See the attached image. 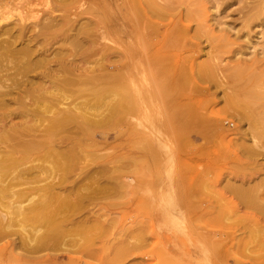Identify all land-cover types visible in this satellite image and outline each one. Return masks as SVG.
Here are the masks:
<instances>
[{
	"label": "rangeland",
	"instance_id": "rangeland-1",
	"mask_svg": "<svg viewBox=\"0 0 264 264\" xmlns=\"http://www.w3.org/2000/svg\"><path fill=\"white\" fill-rule=\"evenodd\" d=\"M180 1H172V8L164 10V21L176 22L169 27L168 37H164L166 27L160 25L161 35L143 42L142 30L157 24L142 21L132 37L112 33V39L92 47L96 53L78 52L82 37L70 36L69 31L68 37L49 38L47 50L36 55L48 60V67H57V61L64 59L78 67L73 73L93 69L96 73L104 63L99 52L103 45L144 43L148 47L163 38L169 40L167 49L157 54L159 65L141 68L139 61L147 63L152 58L146 54L133 57L131 64L136 67L123 68L131 73L120 78L116 97L128 95L125 107L131 113L126 117L99 107L100 101L79 83L59 91L67 97L59 107L72 110L74 104L83 106L92 98L98 111L108 112L110 118L100 116L109 121H102L97 113L92 119L101 121L94 124L79 121L46 133L53 114L31 103H13L11 118H0V130H6L0 132V264H264V71L256 83L246 73H236L251 70L256 66L253 60L260 58L257 69H264V12L252 22L254 32L242 39L239 52L236 45L218 43L219 35L223 29L231 30V25L242 27L239 12L255 0ZM62 2L67 9L81 3ZM116 3L88 0L80 8L91 6L97 15L99 9L110 12L122 5L124 12L128 10V3ZM216 3H220L219 10L229 7V15L223 12L221 25L212 16L207 18L205 29L212 30L210 36L185 20L187 9L201 4L210 8V15L220 13ZM43 5H22L21 12L15 7L0 8V18L7 13L13 18L0 22L5 25L0 27V36L30 8L47 10ZM138 9L131 11L134 18ZM91 15L83 14L72 24L74 29L90 25ZM86 45L91 49V44ZM0 58L2 68L6 62ZM115 61L123 65L129 59L117 57ZM199 65L207 71L201 72ZM109 72L117 71L111 66ZM22 109L33 110L35 115L31 111L29 117H22L18 113ZM53 141L61 143L65 164L52 173L51 169L31 173L32 166L54 165V158L45 161L43 157L53 148L46 143ZM53 183L57 195L50 199ZM42 203L44 207L37 210Z\"/></svg>",
	"mask_w": 264,
	"mask_h": 264
},
{
	"label": "bare ground",
	"instance_id": "bare-ground-1",
	"mask_svg": "<svg viewBox=\"0 0 264 264\" xmlns=\"http://www.w3.org/2000/svg\"><path fill=\"white\" fill-rule=\"evenodd\" d=\"M53 1H55V0H0V8H3V9L11 8V7H15L14 9L19 8L17 12L20 11V6H22V5H29L30 6L31 4L32 5L33 4L38 5L40 3H43L44 4L43 6H45V4L48 6L47 10H45L44 7L42 10L37 9V11L36 10L34 11L33 9L31 10V8H30L31 11L29 10V12L27 14L24 13V15H20L19 19H17L18 22L13 27H11L10 29H8V30L6 29V31H3V33L0 36V57H2L3 62L4 61L6 62V64L2 68L0 67V118L1 119L2 118H9V119L11 118V114L13 113L11 110L13 103H17L19 105H24V106L29 105L28 103H31L34 106H36L38 109L39 108L41 109L43 107L42 108L43 112H46V111L50 112L49 110H51L53 115H52V119H51L48 127H46V129H47V130H45L46 133H50V132L53 133L54 130L60 129V127H64V126L72 124L74 122L77 123L79 121L80 122L81 121L82 122L93 121V124H94V122H99L101 120L104 122L109 121V120H107L108 119L107 118L108 112L107 113L105 112L106 113L105 114L104 111H100V110L98 111V106L94 107L91 104L92 98L85 101L83 106L77 105L80 103H77L76 105L74 104L73 107H75V106L76 107L73 108L72 110L65 109V108H64L65 109L64 110L63 108L59 107L60 103L62 101H64L65 99H67V97L64 95L65 93L64 94L63 93L58 94L59 91L62 88H64L65 86H75L76 84H79V83H82L84 85L83 86L84 88L83 87H81V88L86 90L88 95H90V96L93 95L94 98H97L98 101H100L99 107L105 106L106 108H108L107 110L109 111V114H112L114 116L120 114V115H122L121 117H126L128 114L131 113V111L126 109V107H125L127 104V101L129 102V97H128V95L123 94V93L119 94L118 95L119 97H116V92H118L117 91L118 84H119L118 82L122 80L120 78L124 77L127 73L128 74L131 73L129 71H126L127 70L126 65L129 67V70H130L132 65H134L133 63L131 64L133 57L137 56V55H144L145 56L146 54L152 55V58L149 59V61L147 63H145L146 61H139L137 64L140 63L141 68H144V66L146 67V66L159 65L160 61H159V56L157 54H159V53L161 54V52H163L167 49L166 45L169 44V40L166 39V41H165L163 38L162 41H160V43L153 44L151 42L152 45H150L148 47L147 46L145 47L144 43H143L144 45L141 44L142 46L138 45V46H134V47H131V46L128 47V45H127V47L126 46L124 47L123 44H121L120 47H118V46L109 47V45H108V47H106L105 45H103V47H100L101 49L99 50L100 59H101V61L104 62L100 66L101 71L94 73L95 70L93 69V70L89 71L88 73L83 74V73H79L76 70L77 72H75V73L78 77L75 75V73H73L75 71V68L78 69V67L73 66L72 63H69V61L67 62L64 59H60V61L56 60L57 61V67H56V65H55V67H52V66L48 67V64H50L48 60H46V59L44 60L41 58H35V57L37 54H43L47 50L45 44L49 38L57 39L58 37H61V36L62 37H68L70 34L69 31L70 32L72 31L70 36H72V35H75V37L78 36V39H79L80 35L82 37V41H81L82 43H81L79 49H77L78 52L82 51V50H89V51L93 52L94 49L92 47H95L97 44L104 43L103 42L104 40H109L110 38L112 39V37L110 36L112 33H117L118 35H120V37L130 38L133 36L134 32L138 31V26H140V23L142 21L143 22H145V21L150 22L151 25L157 24L156 27H151V29H148V28L145 29L144 28V30H142L141 34H142L143 42H146L148 40L152 41V40H154V38L158 37V35L160 34V32H159L160 31V25H163V27H166L167 32L164 34V37H168V35L170 34V32L168 34L169 27H171L172 22H175V21L174 20L172 21V19H170L169 22H165L164 21V10H166L168 8H172V4H174V3H172V1L174 2L175 0H99L103 5L105 3L115 4L118 1H122L123 4H124V2L126 4L128 3L127 4L128 10L124 12L125 8L122 5V6L114 7L113 10L110 12L107 10H104V9L103 10L99 9V11H97V12H99L98 15H97V13L95 14L96 9L94 10L91 6L90 7L87 6L88 8H85V9L80 8V6L81 7L84 6V4L88 0H79V2H81L80 4L78 3V0H77L76 3H78L79 6H75V8H74L72 5L71 7L74 8V9L72 8L73 10L67 9L64 6V3L62 2V0H57V3L54 5H53ZM180 2H182V0ZM73 3H74V1H73ZM252 3H253V6H246V7L242 8L239 12L242 15L239 16L237 19L241 21L240 24L242 25V27H239L237 25H231L230 28L234 32H232L231 30H228V29H223V31L225 33H223V31H222L221 35H224V36L219 35L221 37V40L220 41L216 40V41H218V43L222 41L225 47H228L230 45H236L237 51L239 50V52H241L240 50L244 46V43H243L244 41L242 39L249 37L251 35V33L254 32L253 29H255V28L252 26L253 25L252 22L254 21V19L256 17L261 15L262 12H264V0H255ZM175 4H176V2H175ZM223 4H224V2H223ZM219 5H220V3H216L214 5V7H216L217 11L220 13H218V14L214 13L212 15H210L208 12V10L210 8L208 9V7H206L202 4L199 6L197 5L198 7L187 9L188 11L189 10L190 11L188 13L184 14L185 20H187L189 23H196L197 28L200 29L199 30L200 32L204 31L205 35L206 34L209 35L210 33H212L211 32L212 30L210 31V30H208V28H207V30L205 29V27H207L209 24V23H207V21H208L207 18L209 16H212V19H213L212 21H215L216 24L221 25L224 23L223 22L224 15H222V14H224L223 12H225L226 15H229V13H227V8H229V7H227L226 10L223 11L222 9L221 10L218 9ZM29 6H27V7H29ZM106 6H108V5H106ZM109 6H111V5H109ZM134 6L139 7V9H140V11L138 13L139 15L136 18H134L132 16L135 13L131 15L132 9L135 8ZM221 6H222V3H221ZM221 6H220V8H221ZM173 8L176 9L177 7L176 8L173 7ZM187 10H186V12H187ZM61 11H65L68 13H65L64 15H62V14L60 15L59 13ZM23 12H25V11L23 10ZM126 12H128V14ZM172 12H173V10H172ZM174 12L176 13V11H174ZM85 13H89V14L93 13L94 14V15H91L92 17L90 16L91 18H89L90 20L88 22L90 23V25L82 26L83 25L82 24L80 27H76L74 29L73 26L76 24V22H79L80 19L83 18L82 15ZM20 14H22V13H20ZM170 14H172V13H170ZM9 15H10V13H9ZM168 15H169V13H168ZM106 16H107V19H105ZM9 17L10 16H8V13H7L6 18H4V19L0 18V22L1 23H2V21L7 22V19ZM10 18H12V17H10ZM183 18H184L183 15H180V19L184 20ZM259 18H261V17H259ZM104 20H106V21H104ZM256 20H258V19L256 18ZM102 21L104 23H102ZM73 23H75V24L72 25ZM158 23H159V25H158ZM233 23H236V22L233 21ZM92 24H93V26H95L94 28L91 27ZM2 26H5V25H3V24L0 25V27H2ZM6 26H9V25H6ZM64 27L65 28L68 27L67 29H69V30H67V29L64 30L65 29ZM140 28H141V26H140ZM197 28H196V30H197ZM203 29H205V30H203ZM263 31L264 30H262V33H264ZM198 34H200V33H198ZM70 38L71 37H69V39ZM139 38H141V37H139ZM75 39H77V38H75ZM75 39L72 40V42L76 41ZM214 39H216V38H214ZM119 40H120V38H119ZM123 40H124V38H123ZM157 40L159 41V39H157ZM110 41L113 42L112 40H110ZM65 42H66V40H65ZM77 42L75 43L76 45H77ZM20 44H23L25 46L22 47L21 49H18L17 46ZM86 44H88V45L91 44L92 45V46H90L91 49L88 48L89 46H87ZM78 46H79V44H78ZM224 46H222V47H224ZM76 48H78V47L76 46ZM168 51H170V49ZM88 54H89V52H88ZM41 56H43V55H41ZM83 56L84 55H82L81 60L86 61V60H84ZM90 56H91V54H90ZM117 57H120L121 59L122 58H128L129 61H127L123 65L122 64L118 65V64H116V61H115V59ZM164 57L167 58L166 56H164ZM45 58H47V57H45ZM161 58H163V57H161ZM168 58H169V56H168ZM260 59H254V60L252 59V60H253L254 64H256V66H257L258 65L257 63L261 64ZM161 60L163 61L165 59H161ZM56 61L54 62L55 64H56ZM170 61H172V59ZM166 62H168V60H166ZM168 63L170 64V62H168ZM161 64L164 65V63H161ZM165 64H167V63H165ZM68 65L71 66V68L68 67ZM111 66H114V70L117 71L116 73H113L114 71L112 73L109 72ZM134 66L136 67V65H134ZM164 66H166V65H164ZM256 66L254 67V65H253V68L251 70H245L243 72L238 70L236 73L239 75L240 74L245 75V73H246L248 75V77L250 79H252V82L254 83L258 79H260L259 77H261L260 75L264 71V69H261V70L257 69L259 67L258 66L256 67ZM123 68L124 69L126 68L125 72L123 71ZM161 69H163V68H161ZM199 69H201V72H202V70L207 71V68L205 65H199ZM72 70H74V71L72 72ZM164 70H166V68H164ZM169 70L171 71V69H169ZM235 74L233 73L232 78L234 77ZM74 76H76V77H74ZM237 77L239 78V76H237ZM242 79H244V78H242ZM244 82H246V81H243V84H244ZM252 82H251V84H252ZM246 83L248 84L247 86L251 85L248 83V81ZM261 86L262 85H260V87ZM260 87H258V89ZM65 89H68V88H65ZM65 89H63V91ZM114 90H115V93H112ZM249 90H251V89H249ZM253 90H254V88H253ZM63 91H61V92H63ZM122 91L124 92V90H122ZM258 91H260V90H258ZM119 93H120V91H119ZM262 93H264V92H262ZM113 96H114V98H113ZM255 96H253V97H255ZM115 97L117 99H115ZM259 98L262 100L261 97H259ZM263 102H264V100H263ZM48 107H49V109H48ZM106 108H105V110H106ZM43 109H45L46 111ZM91 109L94 111H91ZM31 111H32V115H35L33 110H31ZM31 111L29 112V110H27V109H24V110L22 109V110H19L18 113H20V114L22 113L21 114L22 117H29L31 115ZM97 113H99L98 116L102 115V117H106L107 119L106 118L103 119L101 116L100 117L102 119L99 120L100 119L99 118L98 119L99 121L95 120L96 118L92 119L93 116L94 117L97 116L96 115ZM109 114H108V116L110 118ZM15 116H16V114H15ZM0 132L5 134L6 130L3 129V130H0ZM12 136H13V134H12ZM35 142H36V140H35ZM36 144L39 145L38 142ZM33 145H35V144L33 143ZM42 145H44V144H41V146ZM46 145H51V146H53V148L50 147L51 150H48L45 152L47 154L43 155L44 160L46 161V159H48V160L52 161V159H50V158H54V160L52 161L53 162L52 164H54V165L52 166V165H49V163H48V165H49L48 166V165L43 163L44 165L39 164V165L32 166L28 169L31 173H34V171L44 172L43 169H45V170L51 169L52 170L51 173H52V172H54L55 169L59 170L65 164V162H63V160H62L63 157H61L62 156V151L60 150L61 143L59 142L58 144H56L54 142L51 144V142H50V143H46ZM56 172L57 171H55V174H57ZM53 179H56V176H54ZM59 179H60V177H59ZM62 180L63 179L61 178L59 181L62 182ZM55 182H58V181H55ZM50 187H51V189L49 190V194H50V199H52L53 197H55V195H57V191H55L56 185L53 183V185H50ZM44 195H45V192H44ZM47 195H48V193H47ZM42 197H44V196H42ZM43 201H44V199H43ZM47 201H49V200H47ZM43 207H44V203H42L41 206L36 207V208H38L37 210L41 211V209ZM40 211H38V213ZM40 217L38 216L37 218H40ZM44 226H45V224L43 225V227ZM41 235H43V234H41ZM47 236L48 235H46V237ZM43 238H45V236ZM38 239H39V237H38ZM40 241H42V240L40 239ZM92 254H94V253H92ZM90 256H91V252H90ZM93 256H95V255H93Z\"/></svg>",
	"mask_w": 264,
	"mask_h": 264
}]
</instances>
